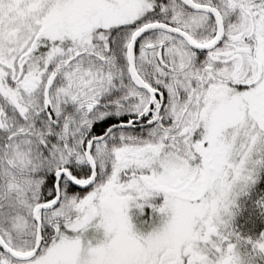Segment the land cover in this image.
I'll list each match as a JSON object with an SVG mask.
<instances>
[{
	"label": "snow or ice",
	"instance_id": "obj_1",
	"mask_svg": "<svg viewBox=\"0 0 264 264\" xmlns=\"http://www.w3.org/2000/svg\"><path fill=\"white\" fill-rule=\"evenodd\" d=\"M0 264H264V0H0Z\"/></svg>",
	"mask_w": 264,
	"mask_h": 264
}]
</instances>
